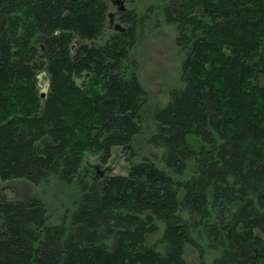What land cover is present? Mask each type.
<instances>
[{"label":"trees","instance_id":"trees-1","mask_svg":"<svg viewBox=\"0 0 264 264\" xmlns=\"http://www.w3.org/2000/svg\"><path fill=\"white\" fill-rule=\"evenodd\" d=\"M161 1L181 85L116 174L84 157L143 130L135 10L111 23L108 0H0V178L63 207L51 220L39 196L0 197V264H189L188 248L264 264V0Z\"/></svg>","mask_w":264,"mask_h":264},{"label":"rangeland","instance_id":"rangeland-1","mask_svg":"<svg viewBox=\"0 0 264 264\" xmlns=\"http://www.w3.org/2000/svg\"><path fill=\"white\" fill-rule=\"evenodd\" d=\"M109 11L116 12L120 4L108 0ZM125 8L134 9L137 15L136 42L131 51V56L138 63V78L142 86L149 92L150 98L143 110V130L132 141L122 148L115 146L111 149V156L105 163H101L95 154L87 153L84 163L95 170H105L116 173H127L130 164L149 152L146 139L151 131L149 108L162 106L169 99L172 88L181 85L182 57L178 54L174 42V31L165 20L163 2L161 0H131L121 3ZM47 79L40 78L39 89L46 88ZM47 89L44 91L46 92ZM191 147L199 145L195 136H188ZM151 151V150H150ZM39 196L48 204L51 220H55L63 211L57 197L51 192L46 194L39 184H32L23 179L3 181L0 178V197L5 200H20L27 196ZM162 232L160 225L158 230L147 237V243L155 245ZM185 257L189 264H213V253L200 255L196 249L188 248Z\"/></svg>","mask_w":264,"mask_h":264},{"label":"flooded vegetation","instance_id":"flooded-vegetation-1","mask_svg":"<svg viewBox=\"0 0 264 264\" xmlns=\"http://www.w3.org/2000/svg\"><path fill=\"white\" fill-rule=\"evenodd\" d=\"M115 3H119L120 4V6H119V9L116 11V12H114L113 14H112V20H111V23L112 22H114V20H115V17H116V15L118 14V12L120 11V10H122V5H121V3H125V1L126 0H113ZM115 26H116V23H115Z\"/></svg>","mask_w":264,"mask_h":264},{"label":"water","instance_id":"water-1","mask_svg":"<svg viewBox=\"0 0 264 264\" xmlns=\"http://www.w3.org/2000/svg\"><path fill=\"white\" fill-rule=\"evenodd\" d=\"M121 8L124 9L125 7L122 5ZM109 17H110V21H111L112 20V18H111L112 17V13H109ZM116 26L121 28V26L119 24H116Z\"/></svg>","mask_w":264,"mask_h":264}]
</instances>
